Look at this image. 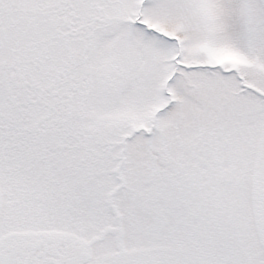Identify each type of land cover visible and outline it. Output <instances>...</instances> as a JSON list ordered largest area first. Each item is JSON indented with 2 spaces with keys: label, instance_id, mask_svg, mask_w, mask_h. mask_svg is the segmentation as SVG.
<instances>
[{
  "label": "snow or ice",
  "instance_id": "1",
  "mask_svg": "<svg viewBox=\"0 0 264 264\" xmlns=\"http://www.w3.org/2000/svg\"><path fill=\"white\" fill-rule=\"evenodd\" d=\"M0 264H264V0H0Z\"/></svg>",
  "mask_w": 264,
  "mask_h": 264
}]
</instances>
